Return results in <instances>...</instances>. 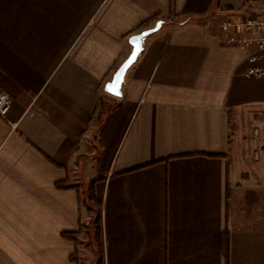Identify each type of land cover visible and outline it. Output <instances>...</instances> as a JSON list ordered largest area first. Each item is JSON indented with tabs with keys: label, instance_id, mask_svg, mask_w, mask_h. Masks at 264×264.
<instances>
[{
	"label": "crops",
	"instance_id": "1",
	"mask_svg": "<svg viewBox=\"0 0 264 264\" xmlns=\"http://www.w3.org/2000/svg\"><path fill=\"white\" fill-rule=\"evenodd\" d=\"M257 8L0 0V264H76L80 241L61 234L88 219L81 199L97 176L102 264H264V132L253 133L264 110L251 107L264 75L246 76L263 63L242 42ZM154 18L122 96L108 94L129 38Z\"/></svg>",
	"mask_w": 264,
	"mask_h": 264
},
{
	"label": "rangeland",
	"instance_id": "2",
	"mask_svg": "<svg viewBox=\"0 0 264 264\" xmlns=\"http://www.w3.org/2000/svg\"><path fill=\"white\" fill-rule=\"evenodd\" d=\"M260 11H264V9L257 8L253 11V13H257ZM240 21V19L238 20ZM107 106H113L114 103L107 102ZM253 110L258 114L264 110V102L255 101L252 103ZM244 126L245 132L247 135L252 133V127L254 123H252L251 117L246 115L244 117ZM98 200V199H97ZM84 210L87 212L88 219L84 221L80 228V233L77 239V242L80 241V247H76L77 249V257H78V264H97L99 259V254L97 250V241L95 239V232L97 229V215L100 213L101 215V228H102V214H101V205H93L91 209H88L86 206L83 205ZM102 232V231H101ZM81 239V240H80ZM102 247V245H101ZM102 261H103V251H102Z\"/></svg>",
	"mask_w": 264,
	"mask_h": 264
},
{
	"label": "built area",
	"instance_id": "3",
	"mask_svg": "<svg viewBox=\"0 0 264 264\" xmlns=\"http://www.w3.org/2000/svg\"><path fill=\"white\" fill-rule=\"evenodd\" d=\"M243 27L247 31L254 32L256 37L251 40H244L242 42H253L257 48V53L249 58V61H261L263 66L251 67L246 71V76H262L264 75V11L257 12L248 16L244 22ZM10 108V97L5 92H0V115L5 117ZM261 123L253 128L254 135L264 132V112L261 113ZM255 158L259 157V152L255 153Z\"/></svg>",
	"mask_w": 264,
	"mask_h": 264
},
{
	"label": "water",
	"instance_id": "4",
	"mask_svg": "<svg viewBox=\"0 0 264 264\" xmlns=\"http://www.w3.org/2000/svg\"><path fill=\"white\" fill-rule=\"evenodd\" d=\"M163 21L158 20L154 26L144 29L138 33L133 34L129 38L131 45V51L128 56L122 61V63L115 70L112 78L105 84V91L115 97L122 96V86L125 82V76L127 71L132 67L140 54L144 49V43L150 35L159 31L162 27ZM134 53L136 54L134 56Z\"/></svg>",
	"mask_w": 264,
	"mask_h": 264
},
{
	"label": "trees",
	"instance_id": "5",
	"mask_svg": "<svg viewBox=\"0 0 264 264\" xmlns=\"http://www.w3.org/2000/svg\"><path fill=\"white\" fill-rule=\"evenodd\" d=\"M157 21L158 20L156 18L146 20L145 22H143L142 24L139 25V27L137 28V31L140 32L144 29H147L150 27V24L152 22H157ZM111 107L107 106L106 104H102L101 110H100L101 115L105 114ZM235 131H236L235 125L231 124V126H230V138L235 134ZM103 178H104L103 176H97V177L91 179L89 181V183L87 184V187H86L85 193H84V197H83V199H81V204L86 206L88 209H91L93 205H98V206L101 205L100 202L96 198L94 185H95V182H97ZM58 186L59 187H68L69 185H67L66 183H61V184H58ZM96 224H97V229L95 232V239L97 241V250H98L97 252L99 254V259H98L97 264H102L101 225H100L101 224V215H100V213L97 215ZM79 233H80V229L76 232L62 233L61 236L64 239L72 240V241H75L77 243ZM76 255H77V249H76L75 253L72 256H70V260L75 261L76 264H78V260H77L78 257Z\"/></svg>",
	"mask_w": 264,
	"mask_h": 264
},
{
	"label": "snow or ice",
	"instance_id": "6",
	"mask_svg": "<svg viewBox=\"0 0 264 264\" xmlns=\"http://www.w3.org/2000/svg\"><path fill=\"white\" fill-rule=\"evenodd\" d=\"M136 54L134 53V56H135Z\"/></svg>",
	"mask_w": 264,
	"mask_h": 264
}]
</instances>
